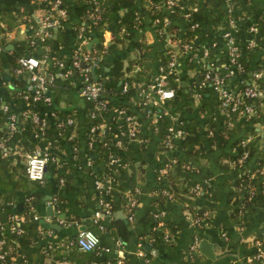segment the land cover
<instances>
[{"label":"crops","instance_id":"1","mask_svg":"<svg viewBox=\"0 0 264 264\" xmlns=\"http://www.w3.org/2000/svg\"><path fill=\"white\" fill-rule=\"evenodd\" d=\"M196 1L198 5L205 2ZM223 1L207 0L212 7L222 3L227 11L232 5L236 6L237 16L233 19H223L214 31L207 28L199 30L190 39V48L183 54L173 55L176 59L175 75L167 77L166 81L174 88H180L190 95L188 103L184 102L191 108L189 111L185 104L180 111L167 107L166 100H160L149 86L156 73L158 52L165 46H174L175 42V38H170L171 34L161 36L162 33L170 22L180 28L182 26L179 16L172 7L161 3L164 20L157 33L155 25H151L147 19L145 25L125 42H116L113 39L114 34L109 23H104L105 26L100 30L95 26L90 27L94 35L92 42L97 40L99 34L101 43L107 50L105 55L100 56L103 59L102 62L98 60L97 69L108 70L112 61L118 58H123L125 67L131 65L124 73L130 78L129 87L134 89L127 102L131 104L129 106L135 117L141 120L139 121L141 130L147 136L143 141L145 147L140 155L135 150L132 152V156H138L139 159L133 165L126 162L120 180L116 181L115 178L113 180L116 169L114 163H109L108 152L111 150L107 151L105 158L95 162L86 149L89 147L90 121L94 117L90 115L92 103L79 94L80 77L75 74L68 77L56 76L49 84L48 94L52 96L57 109H70L76 112L74 127L68 129L67 125H59V120L51 119L44 132H40L29 118L24 119L21 122L20 134L15 137L16 140L6 144L4 139L7 154H4L5 150L0 147V160L5 156L10 159L9 163H6L8 159L1 160L4 169H7L6 166L17 165L16 167L25 170L26 154L32 151L49 149L53 156L47 164L45 180L41 183L25 179L29 184L19 186L16 176L11 179L7 171L4 180L10 185L4 186L5 182L0 181V236H6L19 246L17 254L9 256L5 261L0 260V264H122L123 256L127 257V264H260L254 256L256 248L252 240L264 239V186L262 183L259 186L261 191L254 184L252 190L257 193L258 200L252 208L243 211L239 209L236 215L233 214L232 211L238 208L242 196L239 194L236 201L232 200L235 196H230V192L237 189L234 188L232 181L238 178L245 166L240 164L234 167L233 162L225 156H220L235 151L234 146L230 145L232 138L222 147L216 145L210 147L206 143L203 158L193 162L198 166L199 172L190 175V180L197 181L203 174H208V178L205 179L210 181L212 190L211 193H207L209 196H206L203 193L205 182L200 184L198 196L192 202L193 206H204L209 212L203 226L199 229L192 227L187 208L181 202L172 199L163 203L166 208L165 217L173 224L172 242L165 239L164 232L168 229L163 225L155 226L159 233L157 239V233H152L150 218H147L151 200L156 194L152 189L156 183L155 173H159V167L165 161L171 160L172 155L178 151L175 141L171 148L164 146L161 141L163 138L161 127L152 124L165 113V127L169 121L182 120L185 117H193L200 129H207L208 134L212 129L224 124L227 129L234 126V122L241 114L236 113L235 116L227 113L220 106L218 93L206 89L204 79L198 82L201 69L211 72L212 69L219 68V72L223 73L222 84L225 88L234 92L241 86V74L227 72V47L221 34L224 29L229 28L232 31L240 49L241 41L246 42L252 49L251 55L246 57L249 65L247 73L251 75L264 61V0H236L233 3ZM67 2L72 7L71 21H77L79 15L75 10L76 2L74 0ZM148 4V0H134V6L139 10ZM4 6L5 1L0 0V11ZM31 7L34 16L39 20L44 15L42 7L38 2ZM250 27L253 29L250 30ZM123 30L125 29H121L119 34H122ZM26 31L29 30H26L24 25H19L13 30L0 33V54L4 58L13 53L16 42L25 37ZM137 40H142L148 47L143 60L137 58L141 54L134 46ZM85 45L89 47L90 43ZM11 72L13 68L7 61L0 66V110L4 103L7 104L6 100L11 95V87L14 84ZM148 103L160 110L152 111L150 118ZM13 106L16 114H21L23 110L16 103H13ZM200 106L203 111L201 113L198 112ZM209 114L213 122L212 127L205 123ZM253 123L255 136L261 137L256 139V144L261 146L264 140V121L259 119ZM6 130H9L7 118L0 123V132ZM245 131L246 126L235 125L231 137ZM71 132L74 134V140L69 138ZM245 136L252 138L251 134ZM140 141L141 139L131 141V146L136 148ZM249 141L251 139L247 142ZM97 179L108 190L107 197L111 201V208L95 221V211L100 208L101 197L95 186ZM131 186H135L133 190H129ZM130 191L136 199L132 218H128L131 211L127 196L131 194ZM24 200L35 201L28 218L20 212ZM13 215L20 219L22 227L20 232L12 230ZM97 222L102 224V229L98 227ZM84 228H91L97 232L108 250L85 251L70 244L69 241ZM194 234L198 236L197 246L195 251L190 253L188 245ZM201 240H205L206 243L199 247L198 243ZM206 252L211 253L212 257Z\"/></svg>","mask_w":264,"mask_h":264},{"label":"trees","instance_id":"2","mask_svg":"<svg viewBox=\"0 0 264 264\" xmlns=\"http://www.w3.org/2000/svg\"><path fill=\"white\" fill-rule=\"evenodd\" d=\"M4 1L5 6L0 11V33L13 30L19 25H24L26 30L29 31L25 32V37L16 42L15 50L13 51V53H10L5 58L0 54V66H2V64L7 61L8 65L13 68V72H11V74L12 82L14 83L11 87V95H9L10 98L6 100L7 105L9 106V110H0V123H3V121L8 117L9 114L17 113L14 109L13 103H16V105H18L22 110L30 108H36L37 110H41L45 108L44 106H41L40 101L34 102L32 100V96L34 94L33 91H26V86L29 80L27 74H17L14 71L18 66V58L20 56H35L39 59L41 63V70H44V72L55 73L57 70L60 69L66 70L68 68H71L73 66L72 62L75 58V55L81 57L83 53L89 52L94 58H99L98 60H101L102 62L103 57L100 56H103L107 53L106 47H104V45L101 43V38L99 34H97V40L94 41L91 46L87 47L86 45H84L81 50H76V42L80 39V37H78V33L80 32L81 25L85 24V29L83 31L84 35L86 37L89 36L90 40L94 39L92 30L90 31L87 25L90 21L88 13L94 6L92 0H74L76 2L75 4H77L75 5V10L79 15L77 21H71L70 19V15L72 13L71 4L69 5L67 0H61L62 3L60 4V6H63L65 8L67 15L65 17H60V24L49 27V33L44 35L36 33L41 27L42 17L46 14L49 16L50 19L59 18L57 11L55 9L50 8L53 0ZM98 1L100 3L99 11L101 12V17L97 20L95 27L97 28V30H100L103 26H105L104 23H109L110 29L114 34L113 39H115L116 42H125L126 39H131L135 32H137L145 25L147 19H149L151 25H155L154 29L156 33L158 32V30H160L163 25L164 9L163 7H161V3H164L165 0H148V6L142 7V10L137 9L134 6V0ZM173 1L174 4L172 5V9L179 16V20H181L180 22L182 23V26L180 28V26L170 22L166 26V30L164 31V33H162L161 36L171 34L170 38H175V42L173 43V41H171L174 46H165L164 49L158 52V60L155 64L156 72L160 65L168 67V61L172 59L173 55L183 54L187 50L186 47H183V44L189 43L190 39L194 35H196L199 30L207 28L211 31H214L215 28L220 23H222L223 19L236 17L238 13L235 9L236 6L234 5H232L231 8L227 11V9L222 5V3L221 5L218 3V5L212 7L208 4L207 0H205V2L203 1L202 5H198L196 0ZM228 1L233 3L236 0ZM37 2L38 4H40L44 11V15L39 20H37V18L34 16L31 7L34 3ZM180 4H183L185 6L184 9L179 10L178 7ZM184 12H187L186 16L182 15ZM194 23H196V25L193 26ZM122 28H124L125 30L122 34H119V31ZM241 43L242 47L240 49V52L238 51V61H240L245 72L240 73V80L242 81L241 86L236 89V91L232 92L234 94L233 97H238L240 99L239 108L241 109L240 113L238 114L241 115L238 117L239 119L234 122V126H231L230 129H227L228 127L225 126L226 124H224L223 126L217 129H212L210 134L207 133V129L201 130L199 124H197L193 117H185L182 120L180 119V127L182 129L181 135L178 138H174L172 141L173 144L174 141L177 142L178 151L176 152V154L172 155V161H165V163L161 165H168L166 173H163L162 175L158 172L155 173L156 183L152 187V189L156 192V194L151 200V207L149 209L150 216L147 214V218H150V226L152 227L153 234L157 233V228L154 227L157 225V220H155L154 218V212L158 209H166L163 206L165 200L172 199L181 202L183 206L187 208L188 213L191 216L199 215L201 211L207 210V208L204 206L192 205L193 199L198 196V193L193 192L191 189L195 184H203L205 182L203 181V179L208 178L209 175L203 174L201 179L197 181H192L189 178L190 175H194L199 172L198 166L195 165L193 162H196V160L198 161L203 158L206 143L210 147L214 145L222 147L225 143L228 142L230 138H232L230 140V145L234 146L235 151L227 154H221L220 156H225V158H227L230 162H233L234 167H238L240 164L245 166L243 172L239 175V177L232 181V184L235 186L234 188H237L234 189V191L230 192V196H235L232 200L236 201V196L239 194L242 196L240 206L238 208L233 209V214L236 215L239 209L243 211L245 209L252 208L258 200L257 193L255 194L254 192H252L251 194H249V190L252 189L255 185H257L259 189V186H261V177L258 174L257 169H259L264 163V140H262L261 146H258L259 144H256V139H261V137L259 135L255 136L256 131L254 130L253 122L259 121V119H262L264 121V78L256 79L246 72V70L249 69L246 57L251 55L252 49H250V47L246 45V42L241 41ZM134 46L138 48L141 52V54L138 55L137 58H141L143 60V58L145 57V53L148 50V47L146 46L145 42H142V40H137ZM39 48L41 49V51H39ZM94 49L96 50V52H93ZM191 51L194 52L193 49ZM59 61L63 62V67L59 66ZM186 62L192 64V62ZM128 63H130V61ZM130 66L131 65L128 64V66L125 67L123 58H118L112 61L108 70H106L105 68L97 69L98 71H102L101 81H104L102 83L106 88V93L102 98L106 102V109L103 111V114L107 120L102 119V117L100 116H96L95 119L92 118V121H90V125L98 124L105 120L107 126L106 132L104 134H93L96 137L94 144L93 146H89L88 148H86L89 150L95 162H97L100 158H105L107 156V151L111 150L114 153L115 157L119 159V161L128 162L130 165H133V163H135V161L138 160L139 157L132 156V152L135 150L140 155L145 147L143 141L145 140V138H147V136H145L141 130L139 123V121L141 120L140 118L135 117L133 111L130 109L131 104L127 102L128 97H131L134 89L129 87L126 91L122 92L123 85L126 82L130 85V78L124 75L125 71L129 69ZM192 66L193 65H191V67ZM260 67H264V61H262L258 66V68ZM212 70V75L215 72V74L223 75V73L219 72V68ZM205 72L206 70L201 69L200 80L198 81L199 83L201 80L203 81V76ZM75 75L78 76L79 73L75 72ZM173 76L174 75L172 73L168 74V77ZM203 82H205L206 89L214 91L211 79L205 80ZM253 84L257 89L261 91V95L255 97H248L244 95V86H251ZM25 93L28 94V99L23 98V94ZM189 97L190 95L187 94L186 91H183L180 88H174V95L172 99L166 100L167 107L172 108V110L180 111V109H182L183 104H185V108L189 111L191 109L188 107L187 104V100L189 99ZM220 100L221 99L219 98V101ZM54 103L55 101L53 100L52 104L55 108V112L53 116H50V118L49 116L47 117L48 121H50L51 119L58 120L62 117L70 115H72L73 117L74 115L76 116V112H73L70 109H57ZM244 104H248L251 106V112L242 111ZM148 105L150 108L149 118L152 117V111H160L153 104L148 103ZM229 107L230 103L223 107V109L226 111L228 110V113H230L231 115L234 114L236 116L235 112H230ZM121 109L125 110L126 115L133 116V120L136 121L137 131L133 137L129 135L120 136L122 145H116L114 144V135L116 136L117 134H120V131L126 128L127 126V123L124 120L125 116H122L119 113ZM198 112H203L201 110V106L199 107ZM165 116L166 114L164 113L163 115L157 118L158 121L152 124V126L156 124L159 128L161 127L162 137H164L167 133V126L165 127L164 122ZM20 119L21 115L19 114L17 127L15 130H6L0 132V137H2L0 139H5L6 144H10V142L15 141V137L20 134V126L22 122ZM205 123L208 127H212L213 122L211 120L210 114L208 115ZM235 125L246 126V131L243 134H235L234 137H231L232 132H234L235 130ZM92 133L93 132H89V135ZM247 134H251V141L247 142L243 147H241L239 141L244 138ZM136 139H141V141L136 145V148H133L131 146V141H134ZM104 140L111 142L109 146H103L101 144ZM162 140L163 138H161V141ZM243 152H246V155L244 157H241ZM5 159H8L6 163H9V157L5 156L1 158V160ZM1 160L0 181L5 182L4 179L6 177L5 174L7 171L8 176H10L11 179L16 176V181L19 186L24 183L29 184L25 181V179H31L27 177L23 168L16 167L17 165H15L10 167L6 166L7 169H4V163ZM115 169L116 171L113 174L115 175L116 181H118L121 178L120 175L124 172V167H115ZM116 173H118V175H116ZM250 174L253 175L250 176ZM206 180L207 181L204 184L205 186L203 193L206 196H209L208 194L209 192L211 193L212 190L210 187V181L208 179ZM32 181L35 182L34 180ZM9 185L10 184H7V182H5L4 184V186L7 187ZM134 187L135 186L129 187V190H133ZM164 190L171 193V197L165 194ZM130 195H133V193H129V195L127 196V202L129 200ZM34 205L35 201L24 200L23 207L20 212L24 213L25 217L28 218L32 212L30 210L31 208L33 209ZM134 207L131 209V211L134 210ZM30 224L35 225L34 223ZM163 227L168 229V241L172 242L173 224L167 217H164L163 219ZM23 234L30 235L28 232H23ZM158 235L159 233H157V239L159 238ZM0 240L2 241V250H7V254L3 259H0L1 261H5L6 258H8L9 256L18 253L19 246H17L16 243L12 242L6 236H0ZM122 259V264H127V257L123 256Z\"/></svg>","mask_w":264,"mask_h":264},{"label":"built area","instance_id":"3","mask_svg":"<svg viewBox=\"0 0 264 264\" xmlns=\"http://www.w3.org/2000/svg\"><path fill=\"white\" fill-rule=\"evenodd\" d=\"M94 6L91 8V10L88 13V16L90 17V21L88 22V29L91 26H95L97 23V20L101 17V12L99 11L100 3L98 0H92ZM62 3L61 0H53L51 3V9H55L57 11V14L59 18H53L50 19L48 15H44L41 19V27L38 32L41 35L47 34L48 28L51 26H56L60 24V17H65L67 15V12L65 8L60 6ZM164 4L168 5L169 7H172L174 4L173 0H165ZM184 5L180 4L179 9H184ZM187 12L183 13V16H186ZM229 19V18H228ZM233 19V18H230ZM196 25V23L193 24V26ZM84 29L85 24L81 25L80 32L78 33V37L80 39L76 42V50H81L85 43L87 42V37L84 35ZM123 29V28H122ZM253 27H250V30H252ZM124 31V30H123ZM222 37L225 40L226 47H227V62H226V68L228 69V73H243L245 72L240 61H238V51L240 52V48L237 42V39L233 36L232 31L229 28H226L222 31ZM189 43H184L183 47L189 48ZM93 52H96L94 49ZM74 60L72 62V67L68 68L66 70H57L55 73L51 72H44V70H41V63L38 58L35 56L29 55V56H20L18 58V66L14 70L17 74H27L28 76V84L26 86V91H33L34 94L32 96V100L34 102H41V106H44L45 108L41 110H37L36 108H30L25 109L21 112V121L24 119L29 118L31 122L38 127V130L40 132H44L46 125L48 123V116H53L55 110L53 107V99L50 94L47 93L49 84H51L56 76H62V77H68L72 76L76 73H79L80 82H79V94L81 97L87 99V101L92 103V108L90 111V115L92 117L100 116L102 119H106V117L103 114V111L106 109V102L102 98L106 93V88L104 87L103 83L104 81H101L102 78V71L97 70L98 66V59L94 58L89 52H85L79 56H74ZM59 66L63 67L64 64L62 61H59ZM95 67V75L92 78L91 74V68ZM175 67H176V59L172 56V59L168 61V67H164L163 65H160L158 67L157 72L155 73L152 81L150 82L149 86L152 89V91L158 96L160 100H167L171 99L174 95V87L172 85H169L166 81V78L168 77L169 73H172L175 75ZM261 69V70H260ZM42 71V72H41ZM251 76L254 78H264V67L259 68L256 71H253L251 73ZM204 80L211 79L212 87L213 89L218 93L220 100V106L223 108L226 105L230 103L229 110L230 112L240 113L239 103L240 99L238 97H233L234 94L231 90L225 88L222 84L223 76L218 74H213L210 71H206L203 76ZM129 88V84L126 82L123 85L122 92L126 91ZM243 94L248 97H255L258 95H261V91L257 89L254 84L249 86H244L243 88ZM28 94H23L24 99H28ZM2 111H8L9 106L4 103L1 107ZM228 111V110H227ZM242 111L244 112H251V106L248 104L243 105ZM120 115L125 116L124 120L127 123L126 128L120 131V134L114 135V144L116 145H122V141L120 139V136L122 135H129L134 136L137 131L136 121L133 120L132 115H126L125 110L121 109L119 111ZM228 113V112H227ZM8 119V127L9 131H13L17 127V121H18V115L15 113H11L7 117ZM59 125H67L71 129L75 125V117L72 115L65 116L60 119H58ZM103 120L101 123L93 124L90 127V133L89 135V146H93L94 141L96 139L95 135H101L106 132V121ZM181 120L174 119L167 125V133L163 137V144L165 147L171 148L174 138H178L181 135L182 129L180 127ZM69 138L71 140H74V134L73 132L70 133ZM251 139L249 136H245L242 138L239 143L240 146L243 147L247 141ZM99 142V140H98ZM111 142L104 140L101 144L103 146H109ZM0 147L4 149V154H7L6 146L4 139H0ZM246 155V152H243L241 157H244ZM53 159L52 153L50 150H44V151H32L26 154L25 157V173L27 177L31 180L38 181L39 183L43 182L45 180L46 175V168L47 164ZM108 159L109 163H114L115 167H125L126 162L119 161L117 157H115L114 153L112 151L108 152ZM172 161V158H171ZM161 166L159 167V173L162 175L163 173H166L167 167ZM244 170V169H243ZM241 171V173L243 172ZM258 174L260 175L261 179L260 182L264 186V163L262 166L257 169ZM240 173V174H241ZM114 175V174H113ZM112 175V176H113ZM253 174H250V176ZM239 177V176H238ZM115 175L112 177L114 180ZM62 180V178L60 179ZM203 181H207L206 179H203ZM95 186L99 190L101 197L99 200L100 208L95 211V221L99 220V217L102 216L104 213H107L110 211L111 208V201L107 197L108 190L102 185L101 181L97 179L95 181ZM200 189L199 184H195L192 187V191L197 193ZM253 192L252 189L249 190V194ZM164 193L167 194L169 197H171V193L164 190ZM129 209H131L136 204V199L133 195H130L129 200ZM240 206V204H239ZM238 206V207H239ZM166 215L165 209H158L154 212V218L157 220V226L163 225V219ZM190 224L192 227L199 229L201 226L204 225L206 222V219L208 218L209 212L208 210H203L199 215H190ZM133 212L131 211L128 215V218H132ZM98 227L100 229L103 228L102 224L100 222H97ZM12 230H15L16 232L22 231V227L20 226V219L17 215L12 216ZM155 227V226H154ZM165 239H169V232H164ZM198 236L197 234H194L192 236L191 242L188 245V252L192 253L195 251L197 246ZM70 244L76 245L79 249L85 250V251H93L95 249H103L108 250V247L104 246L102 244V241L100 239V236L97 232H95L91 228H84L81 229L76 237L69 241ZM255 248L256 253L255 257L256 260L260 264H264V239L262 238H254L252 240ZM2 241L0 240V259H3L5 255L7 254V250H2L1 248Z\"/></svg>","mask_w":264,"mask_h":264},{"label":"water","instance_id":"4","mask_svg":"<svg viewBox=\"0 0 264 264\" xmlns=\"http://www.w3.org/2000/svg\"><path fill=\"white\" fill-rule=\"evenodd\" d=\"M91 74H92V78H93L94 75H95V67H94V66L91 68ZM47 93H49V91H47ZM19 208H20V207H19ZM14 211H15V209H14ZM204 242L206 243L205 240H201V241H199L198 246H199V247H200L201 245L204 246V245H205ZM210 252H212V251H210ZM206 253H207V252H206ZM207 255H209V256L212 257L211 253H207Z\"/></svg>","mask_w":264,"mask_h":264},{"label":"rangeland","instance_id":"5","mask_svg":"<svg viewBox=\"0 0 264 264\" xmlns=\"http://www.w3.org/2000/svg\"><path fill=\"white\" fill-rule=\"evenodd\" d=\"M89 30H90V28H89ZM86 43H90V46L92 45V40H90V38H89V36L87 37V42Z\"/></svg>","mask_w":264,"mask_h":264}]
</instances>
